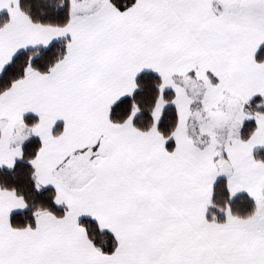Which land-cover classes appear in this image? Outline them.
<instances>
[{
	"label": "snow or ice",
	"instance_id": "snow-or-ice-1",
	"mask_svg": "<svg viewBox=\"0 0 264 264\" xmlns=\"http://www.w3.org/2000/svg\"><path fill=\"white\" fill-rule=\"evenodd\" d=\"M0 264H264V0H0Z\"/></svg>",
	"mask_w": 264,
	"mask_h": 264
}]
</instances>
